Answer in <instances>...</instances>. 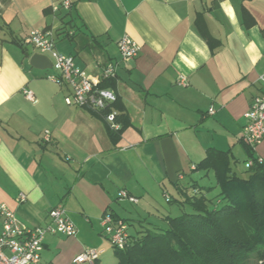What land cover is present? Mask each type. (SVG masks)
<instances>
[{"label":"crops","instance_id":"obj_1","mask_svg":"<svg viewBox=\"0 0 264 264\" xmlns=\"http://www.w3.org/2000/svg\"><path fill=\"white\" fill-rule=\"evenodd\" d=\"M62 1L0 0V206L28 228L61 206L75 226V237L46 235L36 264H74L88 249L102 252L95 264H117L101 218L110 213L133 234L150 209L130 212L120 191L137 206L159 190L171 200L167 184L189 189L198 175L214 185L212 174L193 171L208 151L247 159L244 116L264 94V0H67L69 16L54 11ZM32 30L51 34L56 52L115 94L116 142L100 113L65 104L69 91L48 79L56 75L48 56L51 68L30 66L39 53L22 42ZM124 36L140 48L128 62L117 48ZM253 154L264 162V141Z\"/></svg>","mask_w":264,"mask_h":264},{"label":"trees","instance_id":"obj_2","mask_svg":"<svg viewBox=\"0 0 264 264\" xmlns=\"http://www.w3.org/2000/svg\"><path fill=\"white\" fill-rule=\"evenodd\" d=\"M64 11L69 16L72 6ZM121 131L110 132L114 142ZM246 148L242 172L229 154L208 151L193 171L212 174L214 185H175L183 200L165 194L168 202L187 206L190 213L164 216L165 227L140 224L133 234L123 221L129 239L123 250L114 249L117 264H264V162Z\"/></svg>","mask_w":264,"mask_h":264},{"label":"built area","instance_id":"obj_3","mask_svg":"<svg viewBox=\"0 0 264 264\" xmlns=\"http://www.w3.org/2000/svg\"><path fill=\"white\" fill-rule=\"evenodd\" d=\"M70 6V2L64 0L54 7V11L59 8L67 10ZM22 44L32 47L39 54L50 58L52 69L56 75H52L48 79L58 85H64L68 89L69 95L64 100L67 106L85 108L102 114L116 102L115 94L92 83L86 73L74 65L71 57L55 51L51 34L41 30H32L24 38ZM117 48L123 62L134 60L140 50L139 46L127 36L118 40ZM114 76V69L111 66L105 69L104 77L112 78ZM177 85L185 86L184 78H179ZM23 94L27 100L35 102L31 91L23 90ZM209 113L212 114V111ZM244 117L246 125L243 128L242 140L254 151L264 141V94L253 98ZM103 118L112 131L120 129L119 124L116 123L115 112H105ZM50 137L48 131L44 132L43 141L49 142ZM251 164L249 161L245 166L250 167ZM117 197L119 201H125L132 205L138 204V199L126 191H120ZM20 200L24 201V196H21ZM0 219V264H36L40 259L46 235L75 237L77 234L75 226L67 219L61 206L53 208L48 213V222L42 227H26L4 206H0ZM100 224L103 236L113 249L123 250L127 246L129 233L126 223L113 218L110 213H105ZM101 254V251L88 249L78 255L73 263L95 264Z\"/></svg>","mask_w":264,"mask_h":264},{"label":"rangeland","instance_id":"obj_4","mask_svg":"<svg viewBox=\"0 0 264 264\" xmlns=\"http://www.w3.org/2000/svg\"><path fill=\"white\" fill-rule=\"evenodd\" d=\"M237 171L240 173L243 171V162H240L238 164V168ZM189 177V176H188ZM187 177V179H188ZM194 180H196L200 185H201V177L198 175L193 176ZM189 182V180H186L184 182H181L182 185L186 186L187 183ZM167 189L169 191V194L172 195L174 198H177V193L174 191L175 187H173V191L171 190V184H167ZM150 200H148L147 202H140L139 206H131L130 204H123L125 205V207L130 210V212H134L137 210H140L139 207L140 206H147L150 207V209L146 210V213H143L144 215L142 216L144 219H146L149 223H152L153 225H159L161 227H165L164 225V221L161 219V217H163V215H168L170 217H175L174 214L169 215L167 214L168 212V208H172L173 206H177L176 203L174 202H168V200L166 199V197L162 194V191H156V192H152L151 196H149ZM182 210V209H181ZM141 211V210H140ZM183 213H190V210L187 206H184V210L180 211L177 215L181 216ZM176 216V217H178Z\"/></svg>","mask_w":264,"mask_h":264},{"label":"water","instance_id":"obj_5","mask_svg":"<svg viewBox=\"0 0 264 264\" xmlns=\"http://www.w3.org/2000/svg\"><path fill=\"white\" fill-rule=\"evenodd\" d=\"M30 66H32L35 69L41 70V69L51 68V63L47 57L40 54H34L30 58Z\"/></svg>","mask_w":264,"mask_h":264}]
</instances>
